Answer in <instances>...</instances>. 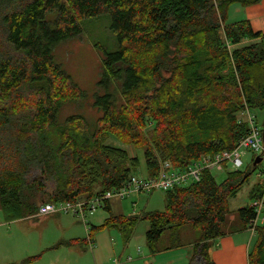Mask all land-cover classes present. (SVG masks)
<instances>
[{
  "label": "trees",
  "instance_id": "obj_1",
  "mask_svg": "<svg viewBox=\"0 0 264 264\" xmlns=\"http://www.w3.org/2000/svg\"><path fill=\"white\" fill-rule=\"evenodd\" d=\"M259 1L0 0L5 222L35 217L42 204L75 203L122 188L136 175L139 161L105 145L109 136L142 150L144 177L152 180L165 164L183 173L204 157L232 152L249 134L242 115L249 113L263 133L264 117L259 124L252 113L264 112V35L248 21L227 22L231 5ZM101 16L109 17L117 38L115 52L103 51L105 94L93 102L102 114L93 126L80 115L58 124L62 106L85 94L54 62L52 50L80 36L82 20ZM257 158L248 170L227 172L221 183L205 170L199 181L162 191V212L114 216L106 202L108 217L89 233L115 229L127 240L138 222L146 221L147 248L158 254L182 247L181 232L190 229L196 237L187 243L189 264H215L210 251L226 235L229 200L256 170ZM248 198L250 205L237 211V231L256 219L253 202L263 200L264 213V183L256 182ZM255 232L248 264H264V224ZM163 235L168 244L158 249Z\"/></svg>",
  "mask_w": 264,
  "mask_h": 264
},
{
  "label": "rangeland",
  "instance_id": "obj_2",
  "mask_svg": "<svg viewBox=\"0 0 264 264\" xmlns=\"http://www.w3.org/2000/svg\"><path fill=\"white\" fill-rule=\"evenodd\" d=\"M232 10L228 21L241 19L240 14L234 19ZM81 27L80 36L62 42L52 50L54 62L85 94L79 102H70L62 106L57 115V123L62 124L70 116L80 115L93 126L102 114L94 109V99L96 96L105 94L104 88L100 85L103 51L115 52L117 38L110 28L108 16L84 19L81 21ZM118 102H122L121 98ZM252 115L260 124L264 112L253 111ZM241 119L245 121L246 115H242ZM105 145L123 149L130 158H137L139 167L136 175L145 176L142 150H135L132 145L123 144L111 136L107 137ZM255 156L257 154L246 151L242 157L243 166L239 171L248 170L251 158ZM262 169L263 165L259 162L248 181L238 190L235 197L229 200L230 214L224 227L226 235L239 229L237 211L240 207L250 205L248 195L253 185L258 181L264 183V176H259V171ZM229 171H231L230 168L223 171L212 170L211 175L217 183H221ZM109 203L114 216L162 212L165 209V193L157 191L125 200L112 199ZM263 214L261 211L256 226L264 224ZM107 217L108 213L103 208H97L96 211L86 214L85 221L70 214L56 213L44 216L36 214L35 217L5 222L0 211V264H114V261H117V264H145L144 256L149 254L146 245L149 224L146 221H139L127 240L115 229L95 231L91 236L90 228H99ZM246 229L252 231L249 226ZM89 234L93 244L87 243V246L82 240H87ZM250 234L252 241L247 250L244 245L236 246L229 237H222L223 249L215 253L218 258L217 264H248V255L256 238L255 229ZM194 237L196 235L192 230L184 229L180 238L182 245L187 247V243ZM262 237L264 239V233ZM73 240H77L80 244L68 246L67 243ZM166 243L168 244L167 237L163 235L157 243V248L162 249ZM213 247L216 245L213 244ZM230 251L233 252L232 255ZM167 252L156 255L152 264H179V259L175 258L177 253L180 254L179 251L176 254H167ZM32 258L35 260L27 262Z\"/></svg>",
  "mask_w": 264,
  "mask_h": 264
},
{
  "label": "built area",
  "instance_id": "obj_3",
  "mask_svg": "<svg viewBox=\"0 0 264 264\" xmlns=\"http://www.w3.org/2000/svg\"><path fill=\"white\" fill-rule=\"evenodd\" d=\"M246 121L249 125V134L239 142L232 152H223L213 157H204L198 163L194 164L193 167H190L188 171H184L183 173L171 170L170 166L165 164L162 166L159 175L155 179L150 180L146 177L133 175L130 176L128 182L122 188L105 192L89 200H78L75 203L66 204H42L37 210V215L44 216L63 213L70 214L85 221L87 213L94 212L97 208H103L105 203L112 199L125 200L133 196L148 194L155 191H167L175 186L196 182L199 181L200 174L205 170L223 171L230 168L236 171L243 166L242 157L246 151L260 156L264 170V143L261 129L254 123L249 113L246 115ZM262 174L264 175V173H260L259 175ZM251 205L256 209V219L249 226L253 233L263 209V200H257ZM86 241L88 244H93L90 237H88ZM114 264H117V261H114Z\"/></svg>",
  "mask_w": 264,
  "mask_h": 264
},
{
  "label": "crops",
  "instance_id": "obj_4",
  "mask_svg": "<svg viewBox=\"0 0 264 264\" xmlns=\"http://www.w3.org/2000/svg\"><path fill=\"white\" fill-rule=\"evenodd\" d=\"M237 5H239L238 7H236ZM233 9V10H232ZM231 10L233 14V18H237V16L240 14L242 17L241 19H235L236 21H232L229 22L228 18L231 17ZM240 21H248L252 27V29L256 32H261L264 35V0H260L257 4L255 5H251V6H241L239 3L233 4L229 7L228 9V15H227V22L229 24L231 23H236V22H240ZM242 208V207H240ZM251 231H248L246 228L243 230H239V231H235L232 233H228L227 235H225L224 237H229V240H233L234 243L236 244V246H240V245H244L246 247V250L248 248V246H250L251 241H252V237H251ZM223 237V238H224ZM231 238V239H230ZM227 239V238H225ZM222 237L215 240L213 242V244L216 245V247H213L211 252V258L212 260L215 262V264H217V256L215 255V253H217V250H221L223 249V247L221 246V243H223ZM238 244V245H237ZM179 251V255L178 252ZM170 253H177L176 254V259H179V264H189L190 263V259L192 256V249L191 246L185 247H180V248H176L173 250H170L167 252V254ZM231 255H232V251H230ZM158 254H151L149 253L148 255L144 256V263L145 264H152L154 257ZM247 254V253H246ZM164 255V254H163Z\"/></svg>",
  "mask_w": 264,
  "mask_h": 264
},
{
  "label": "water",
  "instance_id": "obj_5",
  "mask_svg": "<svg viewBox=\"0 0 264 264\" xmlns=\"http://www.w3.org/2000/svg\"><path fill=\"white\" fill-rule=\"evenodd\" d=\"M262 139H263V143H264V128H263V133H262ZM259 162H261V159L260 158H257L256 160H255V165H257Z\"/></svg>",
  "mask_w": 264,
  "mask_h": 264
}]
</instances>
